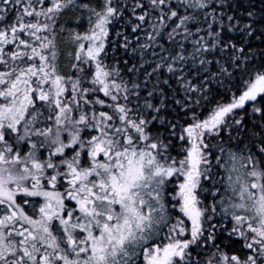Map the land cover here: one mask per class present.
I'll return each instance as SVG.
<instances>
[{
	"label": "snow or ice",
	"instance_id": "obj_1",
	"mask_svg": "<svg viewBox=\"0 0 264 264\" xmlns=\"http://www.w3.org/2000/svg\"><path fill=\"white\" fill-rule=\"evenodd\" d=\"M0 264H264V0H0Z\"/></svg>",
	"mask_w": 264,
	"mask_h": 264
}]
</instances>
